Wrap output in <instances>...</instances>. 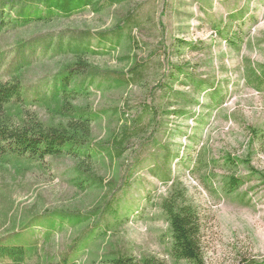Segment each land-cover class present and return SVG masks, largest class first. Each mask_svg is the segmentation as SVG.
I'll use <instances>...</instances> for the list:
<instances>
[{"label":"rangeland","instance_id":"obj_1","mask_svg":"<svg viewBox=\"0 0 264 264\" xmlns=\"http://www.w3.org/2000/svg\"><path fill=\"white\" fill-rule=\"evenodd\" d=\"M127 14L131 28L123 26ZM117 25L122 27L117 31L119 47L91 61L100 68L125 71L136 58L141 59L147 68L144 80L128 87L92 88V94L74 103L104 112L91 126L96 142L128 124L113 112L117 108L125 111L127 119L140 118L146 125L149 115L142 112V104L153 105L156 124L147 132L152 135L147 147L137 145L123 156V163L135 156L140 165L130 184L117 194L116 215L105 217L107 236L94 241L76 264H100L105 255L108 264L115 250L134 258L154 256L164 264H194L176 261L170 255L169 228L159 208L170 183L158 175L167 169L199 213L203 264L262 261L264 91L249 86L243 73L246 59L255 67L264 65V0H125L97 13L87 11L70 19L31 25L6 41L63 29H86L95 35ZM71 60L67 56L39 63L32 74L55 71ZM171 67L182 73L174 74ZM198 80L212 87L195 91ZM227 157L236 159L231 168L225 165ZM72 164L68 158L55 161L45 176L34 171L20 177L8 168L0 169V236L15 220L19 223L23 212L93 208L105 189H80L68 183ZM93 166L106 181L117 180L122 169L119 161L108 162L106 158L96 160ZM250 168L261 175L253 174ZM231 174L242 178L243 184L226 196L221 190L223 177ZM10 202L17 209L4 220ZM78 231L66 228L56 233L46 250H66Z\"/></svg>","mask_w":264,"mask_h":264},{"label":"trees","instance_id":"obj_2","mask_svg":"<svg viewBox=\"0 0 264 264\" xmlns=\"http://www.w3.org/2000/svg\"><path fill=\"white\" fill-rule=\"evenodd\" d=\"M124 1L0 0V169L8 168L14 176L20 177L34 171L45 176L55 161L68 158L73 162L68 183L80 189H105L93 208L86 211L47 209L20 213L19 223L15 220L0 236V264H28L31 261L33 264H76L78 257L85 254L94 241L106 237L109 228L105 217L116 215L117 194L130 184L140 165L135 156L123 163V156L137 145L140 148L149 145L152 135L147 132L156 124L157 114L155 106L143 103L142 112L149 115V121L144 125L140 118L127 119L124 110L114 109L113 112L119 113L128 124H122L108 139L96 142L91 137V126L104 112L74 103L77 98L92 94V88L128 87L144 80L147 68L141 59L136 58L125 71L100 68L91 61L116 51L119 47L117 31H121V25L95 35L86 29H63L18 37L13 43L7 42L6 38L17 36L31 25L70 19L87 11L97 13ZM130 25L127 14L123 26L131 28ZM113 33L115 37L110 36ZM130 40L137 48L136 42ZM67 56L72 60L61 63L57 70L32 74L39 63ZM171 68L175 69L174 74L182 73L177 67ZM243 77L256 91H264V65L255 67L246 59ZM203 86L212 87L204 81H195V91ZM186 104L187 101L181 110ZM101 158L108 162L119 161L122 169L117 180L106 181L94 169V162ZM235 160L227 157L225 165L231 168ZM250 171L261 175L253 168ZM158 176L170 183L159 208L169 228L171 257L176 261L203 264L197 209L187 202L185 188L171 178L168 169ZM204 181L211 184L208 177H204ZM242 184V178L231 174L223 177L221 190L229 196ZM13 208L17 209L16 204L10 202L4 220ZM66 228H79L70 245L59 253L48 252L46 247L56 233ZM110 257L108 264H164L154 256L134 258L121 250L112 251ZM100 264H107V255ZM240 264H264V259Z\"/></svg>","mask_w":264,"mask_h":264}]
</instances>
